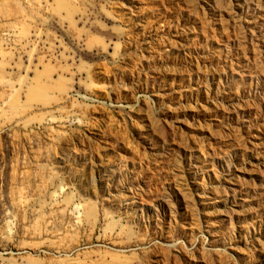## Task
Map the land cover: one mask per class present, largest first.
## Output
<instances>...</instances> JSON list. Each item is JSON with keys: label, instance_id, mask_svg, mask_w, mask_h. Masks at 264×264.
Listing matches in <instances>:
<instances>
[{"label": "rangeland", "instance_id": "1", "mask_svg": "<svg viewBox=\"0 0 264 264\" xmlns=\"http://www.w3.org/2000/svg\"><path fill=\"white\" fill-rule=\"evenodd\" d=\"M6 1L0 264H264V0Z\"/></svg>", "mask_w": 264, "mask_h": 264}, {"label": "bare ground", "instance_id": "2", "mask_svg": "<svg viewBox=\"0 0 264 264\" xmlns=\"http://www.w3.org/2000/svg\"><path fill=\"white\" fill-rule=\"evenodd\" d=\"M2 2H4V6H7L6 0H2ZM67 87L68 81L66 79L53 81L52 72L42 73L35 80V84L29 88V93L27 95V106L30 107L35 105H50L55 99L56 93L66 91ZM19 102L20 99L18 97L14 99V104L19 105ZM115 197L117 196L115 195ZM70 200L71 199H68L67 202H72Z\"/></svg>", "mask_w": 264, "mask_h": 264}]
</instances>
